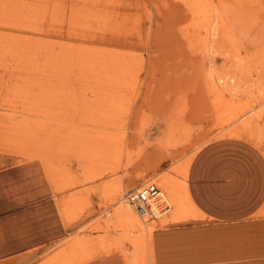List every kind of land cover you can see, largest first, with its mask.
<instances>
[{
    "label": "rangeland",
    "instance_id": "1",
    "mask_svg": "<svg viewBox=\"0 0 264 264\" xmlns=\"http://www.w3.org/2000/svg\"><path fill=\"white\" fill-rule=\"evenodd\" d=\"M226 138L264 155V0H0L1 209L41 264H153L124 193H166L153 230L193 216L188 168Z\"/></svg>",
    "mask_w": 264,
    "mask_h": 264
},
{
    "label": "crops",
    "instance_id": "2",
    "mask_svg": "<svg viewBox=\"0 0 264 264\" xmlns=\"http://www.w3.org/2000/svg\"><path fill=\"white\" fill-rule=\"evenodd\" d=\"M186 181L193 216L153 230V264H264L261 151L238 139L213 141L194 155ZM3 202L0 223L15 225L4 231L0 226V264H41L37 258L46 243L19 240L17 215L10 207L2 211ZM29 218H24L25 234H32Z\"/></svg>",
    "mask_w": 264,
    "mask_h": 264
},
{
    "label": "built area",
    "instance_id": "3",
    "mask_svg": "<svg viewBox=\"0 0 264 264\" xmlns=\"http://www.w3.org/2000/svg\"><path fill=\"white\" fill-rule=\"evenodd\" d=\"M124 199L145 219H157L170 208L155 182H146L124 193Z\"/></svg>",
    "mask_w": 264,
    "mask_h": 264
},
{
    "label": "bare ground",
    "instance_id": "4",
    "mask_svg": "<svg viewBox=\"0 0 264 264\" xmlns=\"http://www.w3.org/2000/svg\"><path fill=\"white\" fill-rule=\"evenodd\" d=\"M162 194H163L165 200L167 201V203L169 204V207H170L167 210V212L163 214V215H165V214L170 212L171 204L169 203V199H168L166 193H164V191H162ZM116 214H117L118 218L120 219V222L123 226L129 227L131 230H133V232H136L138 234H142V238L147 237L154 229V227H152L148 224V221H150V219L142 218L138 214V212L135 210L134 206H132L128 202H126L124 197L120 201V206L118 207ZM162 216H159V217L161 218ZM143 242H144V240H143Z\"/></svg>",
    "mask_w": 264,
    "mask_h": 264
}]
</instances>
